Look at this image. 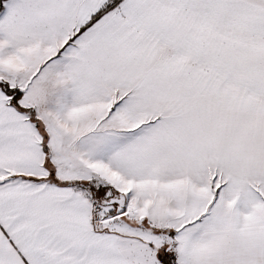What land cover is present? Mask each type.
<instances>
[{"label":"snow or ice","instance_id":"6c2138e0","mask_svg":"<svg viewBox=\"0 0 264 264\" xmlns=\"http://www.w3.org/2000/svg\"><path fill=\"white\" fill-rule=\"evenodd\" d=\"M0 264H264V0H0Z\"/></svg>","mask_w":264,"mask_h":264}]
</instances>
